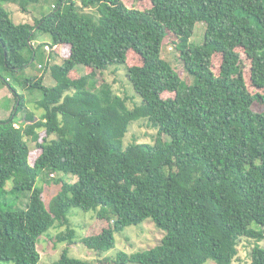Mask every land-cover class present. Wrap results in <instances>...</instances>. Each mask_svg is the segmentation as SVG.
<instances>
[{
  "label": "trees",
  "instance_id": "16d2710c",
  "mask_svg": "<svg viewBox=\"0 0 264 264\" xmlns=\"http://www.w3.org/2000/svg\"><path fill=\"white\" fill-rule=\"evenodd\" d=\"M39 1L0 0V79L32 65L33 42L48 34L53 52L44 71L55 81L24 79L42 93L38 119L26 114L18 124L24 107L15 91L10 116L0 119V263L38 264V239L66 225L74 207L95 214L79 242L99 264H232L241 239L254 241L249 264H264V94L249 92L237 50L250 61L252 85L264 90V0H147L143 11L123 0H58L47 15L17 24L3 6L29 13ZM197 23L205 30L194 44ZM167 36L188 81L161 56ZM128 53L141 60L125 69L140 98L131 109L99 78L124 66ZM79 66L90 72L71 78ZM141 119L157 130L154 142L124 146L129 125ZM30 143L40 149L33 163ZM39 178L59 187L48 207ZM7 194L25 206L3 207ZM145 220L163 232L159 244L101 257L115 233ZM74 239L69 226L55 235L67 247L53 264H94L69 256Z\"/></svg>",
  "mask_w": 264,
  "mask_h": 264
},
{
  "label": "rangeland",
  "instance_id": "374dc122",
  "mask_svg": "<svg viewBox=\"0 0 264 264\" xmlns=\"http://www.w3.org/2000/svg\"><path fill=\"white\" fill-rule=\"evenodd\" d=\"M58 0H40L38 4L33 5L30 8L29 13L20 12L19 8L15 5H11L8 3H4L3 6L9 12H11V18L14 23H33L35 19H39L44 15H47L56 5ZM124 4L129 8H134L139 11L146 10L149 8V2L147 0L138 1V0H123ZM205 30V26L203 23H197L194 28L193 36L189 39L190 42L194 44H199L202 42V36ZM52 43V39L48 34H38L37 38L33 42V46L38 49L36 54V59L33 61V64L24 70H20L19 72H8L5 71L2 73L3 78H8V83H4L2 79H0V119L5 120L10 116L11 111L13 110L14 105V93L20 97H22L23 101V110L18 114V121L21 124L24 122L26 114H32L36 119H38L43 110L39 108L38 101L42 99V93L38 89H30L24 84V79L29 77H40L43 78V85L46 87H53L55 85V81L51 77L49 71L45 72V65L50 59L49 52L52 51V47L50 46ZM48 49L46 48V46ZM62 53H57L58 60L57 63H60L64 57L68 54V47H64ZM240 53L241 59V69L243 73V77L245 79L247 88L251 94H264V90L256 89L254 85H252L250 81V61L243 54L242 49H237ZM56 55V54H54ZM161 56L164 60L169 62L174 70L178 73V75L185 81H188L187 75L182 69L181 62L178 60L177 51L174 47L173 39L167 36L162 45ZM221 57L219 55H215L212 60V69L214 73H218V66L220 64ZM60 61V62H59ZM141 63L140 58L132 53L127 54L126 64L124 66H110L108 67L99 78H102L104 81L108 82L112 87L114 93L119 95L122 98L126 99V103L128 108H132L135 104H139L140 98L135 95L132 87L126 78L125 69L131 65H139ZM86 72H90V70L86 69L83 66H79L75 69V71L70 73V77H76L84 75ZM171 94L163 93L162 97L167 98L170 97ZM39 133V142L43 140L45 137L44 129L40 128L37 130ZM157 136V130L151 127L148 122L144 119L132 122L123 139V144L126 146L129 143L137 142V143H148L152 144ZM161 138L164 140H168L167 137L161 135ZM40 154V149H38L33 143H30V163H33V160ZM52 179L62 178L67 182H74L76 178L73 176H62L59 173H53L50 176ZM36 186L41 187L43 189V199L46 202V206L48 207L50 200L53 196L56 195L58 191V185L56 184H46L42 179H37ZM12 188V182L7 181L4 189L9 190ZM6 200L2 202V206L5 207V203L7 205H11L13 208L25 206V200L22 197L18 198V194L14 196H10L7 194ZM94 212L88 211L84 212L78 208H70L67 213V224L57 226L55 225L49 229L45 234H43L37 241L36 249L40 254V261L38 264H53L56 262L61 254V251L67 247L66 243L56 244L54 242L55 235L59 232H65L67 226L75 231V242L76 244L68 246V254L71 257H76L79 259H87L92 261L94 264L96 263L97 256L94 253H89L90 250L85 248L79 241L86 234V230L92 224L94 219ZM163 236V232L155 227V225L150 220H145L139 225H132L125 228L122 232H117L114 234V246L110 250L103 253L101 257L103 258H115L116 254L119 251H123L126 253H133L136 251L149 249L154 247L155 245L160 243V240ZM254 245V241L248 239H241L237 245V254L232 262V264H249V252L252 246ZM259 245L264 246V240H262ZM0 264H13L10 263H0Z\"/></svg>",
  "mask_w": 264,
  "mask_h": 264
},
{
  "label": "built area",
  "instance_id": "2783aa9c",
  "mask_svg": "<svg viewBox=\"0 0 264 264\" xmlns=\"http://www.w3.org/2000/svg\"><path fill=\"white\" fill-rule=\"evenodd\" d=\"M46 48L48 49V47L46 46Z\"/></svg>",
  "mask_w": 264,
  "mask_h": 264
},
{
  "label": "crops",
  "instance_id": "0c3cea01",
  "mask_svg": "<svg viewBox=\"0 0 264 264\" xmlns=\"http://www.w3.org/2000/svg\"><path fill=\"white\" fill-rule=\"evenodd\" d=\"M15 102V101H14Z\"/></svg>",
  "mask_w": 264,
  "mask_h": 264
}]
</instances>
